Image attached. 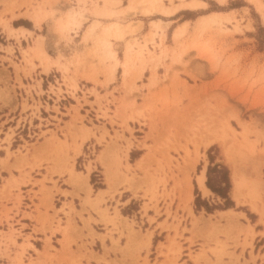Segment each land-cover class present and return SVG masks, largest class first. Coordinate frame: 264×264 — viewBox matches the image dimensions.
I'll return each mask as SVG.
<instances>
[{
	"label": "rangeland",
	"instance_id": "rangeland-1",
	"mask_svg": "<svg viewBox=\"0 0 264 264\" xmlns=\"http://www.w3.org/2000/svg\"><path fill=\"white\" fill-rule=\"evenodd\" d=\"M119 1L108 4L120 11L128 0ZM161 1L172 4V0ZM198 1L205 5L192 8H203L202 14L242 5L248 9L237 15L222 12L202 15L196 21V33L184 37L185 32L178 38L170 36L171 29L166 32L168 22L164 13L149 12L140 32L141 23L121 37H106L115 50V59L107 57L103 49L101 22L88 38L82 34L94 18L116 20L122 29L128 23L135 25L139 21L136 13L143 14L140 9L146 7L145 1L137 4L133 13L118 12L102 17L91 9L103 0H0V104L6 106L0 109V118H5L0 121V153L5 151L0 157V167L9 173L7 178L0 177L4 182L2 189L7 185L9 189L17 188L10 198L20 205L23 197L19 186L27 184L30 199H39L46 209L47 205L53 206L54 189L76 196L82 209L88 206L98 215L97 219L90 213L86 219L80 215L89 229L83 236H90V242L77 244L74 238H68V226L62 228L65 238L61 242L66 250L57 264H81L79 257L71 256L72 242L78 250L84 248L89 255L98 257L97 264H117L115 259H105L108 251L121 254L119 264H184L179 260L182 251L195 264H248L249 261L264 264V252L258 256V262L251 252L249 261L243 258V251L252 246L254 237L249 221L257 220L264 226V0ZM71 6L86 17L77 32L59 28L58 17ZM38 8L44 15L39 25L32 20ZM217 13L214 22L206 18ZM180 14L175 18H182ZM183 14L186 18L194 13ZM157 20L161 22L160 29L151 24ZM5 22L16 29H30L33 25L38 29L10 34L2 25ZM37 41L49 62L31 49ZM171 42L173 46L167 44ZM127 43H133L128 62L123 59ZM143 44L145 47H141ZM160 46L166 47L167 54L158 62L143 58L157 53ZM184 46L186 49L175 58ZM139 48L144 63L136 56ZM49 55L55 59L51 60ZM35 58L47 77L44 99L60 104V107L52 106L58 117L42 118L41 101H35L30 92L34 94V86L26 80L24 84L18 77L19 70L25 71L21 63L33 68ZM73 58H81L82 64L77 70V82L71 83L70 76L76 71L73 68L71 72L68 66ZM31 73L19 74L32 82ZM78 79L85 81L80 84ZM111 81L114 84L109 87ZM39 89L35 96L42 93ZM67 118L69 121H65ZM19 129L22 136L17 135ZM212 137L214 141L205 146ZM225 146L232 150L229 153L242 179L240 200L232 195L231 167L224 154ZM215 164L228 170V197L232 201L228 208L224 207L222 197L208 187L204 194L197 183L199 173L205 169L206 175L208 166ZM63 175L67 178L60 184L56 178ZM220 176L221 172L212 171L213 183H221ZM65 183L73 191H61L60 185ZM195 188L202 201L216 207L209 212L204 207L197 209ZM127 198L131 200L121 209L124 214L121 215L117 206L121 199ZM110 202H114L113 207ZM67 205L74 209L72 201ZM135 211L138 217L131 215ZM3 216L10 219L5 212ZM239 219L248 222L243 225ZM71 221L74 229H80ZM89 221L102 223L103 228L97 230L105 232L92 230ZM221 221L226 224H220ZM153 222L160 232L165 231V237L154 235L151 245L153 231L149 226ZM230 223H236L239 228ZM95 237L100 240L97 245L93 244ZM107 238L109 247L105 244ZM121 238L125 240L123 245ZM162 239H166L165 243L159 242ZM11 240L17 245L15 238ZM45 244L43 253L53 257L48 252L55 249L50 237H46ZM90 244L95 251L86 248ZM261 244L262 241L257 242L255 250ZM20 246V251L13 255L17 264H22L25 247L31 244ZM237 248L240 254L235 253ZM7 250L3 255L10 257ZM97 250L102 253L98 255ZM159 256L163 258L160 261Z\"/></svg>",
	"mask_w": 264,
	"mask_h": 264
},
{
	"label": "crops",
	"instance_id": "crops-1",
	"mask_svg": "<svg viewBox=\"0 0 264 264\" xmlns=\"http://www.w3.org/2000/svg\"><path fill=\"white\" fill-rule=\"evenodd\" d=\"M193 0H172V4L170 6V4H166L167 6H170L171 8H173V6H176L174 8H176L171 14L166 15V21L168 22V27L166 29V32H168V29L170 30V36L171 34L173 35L174 31L178 28V27H182L184 25V37L187 36L188 34H194L196 33L197 29H195L196 26V21L198 20V18H200L202 15L211 13V12H222V13H233V14H241V12H243V9L246 8L248 9L247 5H242L240 7H235V8H230L228 10H220V11H211L205 14L200 13V10L203 8H192L189 6H186L185 4L191 2ZM184 5H183V4ZM207 3V2H206ZM185 6V7H183ZM205 8V7H204ZM183 12L186 13H194L191 16H188L186 18H183L184 14ZM181 13V14H180ZM145 14V15H143ZM141 14L140 12L136 13V19H139V21L141 22V28L138 32H140L144 25H145V17H148L149 13H143ZM178 14H180V16H182V18H175ZM134 19V20H136ZM147 19V18H146ZM92 21V20H91ZM90 21V23H91ZM89 23V24H90ZM82 24V23H81ZM186 24V25H185ZM81 26V25H80ZM89 26V25H88ZM15 30H23V31H29V32H33L35 29H38L35 25H33V28H24V27H18L19 29H16V27H13ZM23 28V29H22ZM187 30V31H186ZM182 34V35H183ZM80 36V34H79ZM172 41V40H171ZM169 46H173L174 42L172 43H167ZM51 60H54L55 57L54 56H50ZM38 60L32 59V62L34 64V67L31 68L30 64H23L21 63V66L25 68V71L23 70H19L18 72V77L21 78V81L24 83V80H26V82L28 84L33 85L34 87V94L35 92H38V88H40L39 90H41V94H37L36 96L33 94V92L30 90V92L32 93L33 98L35 99V101L39 100L41 101V108L39 109V112L44 115V117L42 116V118H47L50 116H57L55 110L52 108L53 105H56L58 107H60V104L57 102L51 104L50 102H47L44 99V94L45 92L48 91V89L44 88V80H47V77L44 76L45 73L42 72V66L39 64ZM60 62H62L60 60ZM82 64V59H72V64L69 67V70L71 72H73V68H75L76 73L72 74L71 77V83L76 81V74H77V70H80V66ZM50 67H54L53 65H51ZM119 67L118 66L116 71H119ZM33 71V72H32ZM20 72H22L24 75H29L31 72V79L33 80L32 82L29 81L28 77L26 76H22L21 74H19ZM42 72V73H41ZM115 79L117 77V74L115 72ZM121 79V77H120ZM36 81V82H34ZM83 81L85 80H79L78 79V83L83 84ZM38 82V83H37ZM77 82V81H76ZM77 83V85H78ZM25 84V83H24ZM114 84V81L109 82L108 86L110 87L111 85ZM22 93V92H20ZM48 96V95H47ZM50 97V95H49ZM51 98L53 100H55L52 96ZM29 104V101L27 102ZM45 104L48 105L49 109L45 108ZM6 107L3 104H0V109ZM67 108V106H66ZM19 109V106H18ZM60 111V110H59ZM29 110H26V115L28 114ZM45 113L47 114V116L45 115ZM60 113L66 114L65 111H60ZM3 114H6V112H4ZM58 117V116H57ZM0 121L3 122L5 121V118H0ZM50 121V120H49ZM65 121H69V118H67ZM0 122V123H1ZM50 123H52V121H50ZM105 123V122H102ZM87 125V124H86ZM94 125H96L94 123ZM90 126V125H88ZM106 128L108 129L109 133L112 134L110 132V128L107 126L106 124ZM53 129V128H52ZM111 129H114L111 128ZM19 129L17 131V135H19L20 133ZM21 135V134H20ZM22 136V135H21ZM68 135L66 136L67 142L71 141L67 138ZM70 137V136H69ZM62 139V138H61ZM20 144V143H19ZM12 145V144H11ZM13 150V149H12ZM3 151V150H2ZM1 152V150H0ZM5 153V151H3L2 153H0V157L3 156ZM12 158L9 161L10 163L12 162ZM11 171L13 172V169H11ZM201 170H199L200 172ZM13 174L15 176H17V172H13ZM202 175L203 176V186L206 188L207 190V186L205 184V179H206V175H205V169L204 172L202 171V173L198 176ZM9 173L7 172L6 169H2L0 167V177H8ZM55 177H57V175H54ZM197 176V174H196ZM67 178V175H63L62 178H56L59 179L58 183L62 184L61 181H64ZM89 179V176H88ZM3 181L2 179H0V264H17L16 261L17 259H14V254L17 251H20L21 246L20 244L22 243H26L29 242L31 244V246H26L25 247V254L22 258V264H57L59 258L65 253L64 251L66 250V248H63L62 246V240L65 238V235L62 232V228L68 226V238H74L76 240V243L79 244V241H87L90 242V236H86L84 237L83 235H87L89 233V229L84 226V222L83 220L80 218V215H82L83 218H88V213H90V215L97 219L98 215H96L93 210H90L88 206L84 207V209H82V207L79 205L80 201L77 199L76 196H71L70 194H63L61 192H55L54 189L52 190L53 193H55L54 195V200H53V206L47 205L49 208L46 209V207L44 205L41 204L39 199L33 198L30 199L31 195H28L27 191L30 189V186L27 184H22L20 187V191L22 193V197L23 199L21 200V204L17 205V200L16 202L13 200L14 198H10L12 196H14V194H16V190L17 188L13 187L11 189H9V185H7V187L5 189H2V185H3ZM11 184V182H10ZM104 188V187H101ZM34 190H37L36 188H34ZM60 190L63 191H73V187L67 183H65L64 185H60ZM92 190L94 191V189L92 188ZM209 190V188H208ZM95 192V191H94ZM93 192V194H94ZM83 195V194H81ZM5 197H9V200H5ZM17 199V196L15 197ZM117 198V196H116ZM115 198V199H116ZM128 200V201H127ZM131 200V199H130ZM130 200L127 198L125 200L121 199L120 205L117 206L119 213L121 215H124L121 212V209L124 208L126 205H128V203L130 202ZM70 201H72L73 205H74V209H70L69 205H67ZM65 203V204H64ZM112 207L114 206V202H110V204ZM138 211V210H137ZM221 211H225V210H221ZM5 212V214H8V216L10 217L9 220H6L5 217L3 216V213ZM112 213V210H111ZM134 217H138L135 211V214H131ZM128 217V216H127ZM74 220L76 225L80 228V229H74L75 226L73 225L71 220ZM239 221L243 224L246 225L245 221H242L239 219ZM70 222V223H69ZM160 222V221H158ZM69 223V224H68ZM156 222H153L149 227V229H152L153 233L150 237V244L152 245V237L154 235H162L165 237V231L160 232L159 228L156 227L155 225ZM220 224L224 225L226 224V222L221 221ZM233 224V227L239 228V226L236 223H230ZM253 231H254V237L252 240V246H247L245 248V250L243 251V258L246 260H250V252L252 253V255L256 256V262L260 261L259 257L263 252H264V226L262 225V223L258 222L257 220L255 221H249L248 223ZM89 225L91 226L92 230H94L97 233H104L105 231H98L97 228H103L101 226H103L102 223L98 222L95 223L94 221H89ZM57 227H59L60 229L57 230ZM12 230H15L16 232H12ZM53 230V231H52ZM19 233V234H17ZM46 237H50V240L52 242V245L54 246V250L53 249H49V253L53 254V257H48L47 255H45L43 253V249L45 247V240ZM114 238L117 237V234L113 235ZM12 238H15L16 240V244L14 246V243L12 242ZM28 239V241L26 240ZM121 241V245H123L124 243V238L120 239ZM166 239H162L159 240V242L165 243ZM259 241H262L263 244H261V248L258 250H255V244ZM98 243H100V240L98 238H93V244L97 245ZM105 244L106 246H110V240L107 238L105 240ZM156 247V245H155ZM183 247L185 248L186 246L183 245ZM7 251H10L9 256L10 257H6L3 255V251L5 249H8ZM87 249L92 248V245L90 244L89 246H86ZM71 249L73 250V253H71V256L73 257H79L81 264H97V259L98 257L95 256H91L89 255L84 248H80L79 250L77 249V246L74 242L71 243ZM93 251L94 248H92ZM36 250L38 252H40L39 254L36 252ZM5 252V251H4ZM240 248L236 249V254H240ZM102 251L100 252L99 250H97V254H101ZM80 254V255H79ZM186 251H182L181 255L179 257L180 261H184V264H195L194 262L190 261V258L187 256ZM89 257V260H87L86 257ZM208 256L210 257L211 260H213V257H211L209 254ZM121 258V254L119 252H113V251H108V254L106 256V260H116V263L119 264V260ZM158 261L162 260V257H157ZM240 261H242V258H239ZM79 259H77L78 261ZM202 262V261H201ZM59 264H66L65 262H61ZM101 264V263H100ZM248 264H252V261H249Z\"/></svg>",
	"mask_w": 264,
	"mask_h": 264
},
{
	"label": "bare ground",
	"instance_id": "bare-ground-1",
	"mask_svg": "<svg viewBox=\"0 0 264 264\" xmlns=\"http://www.w3.org/2000/svg\"><path fill=\"white\" fill-rule=\"evenodd\" d=\"M144 2V4L146 3V7H143L141 10V12L143 13H149V12H152V11H159L160 13H164L165 15H169L171 14L175 8H171L170 6H167L165 3H163L161 0H128V2L123 6L124 8H122L120 11H117L115 9H112L110 7V5L108 3H112V4H118L120 1L119 0H103V3L102 4H97V5H94L91 9V12L95 15H99V16H102V17H110L118 12H122L124 15L125 14H128L130 12H132L133 10L136 9L137 7V4H139L141 2L140 5H142V2ZM183 4V3H182ZM184 5V4H183ZM191 6V7H197V6H204L205 3L202 2V1H198V0H194V2L192 3H188L186 4V6ZM37 6V5H36ZM72 7V6H71ZM141 7V6H140ZM185 7V6H183ZM258 7V6H257ZM139 8V7H138ZM134 12V11H133ZM132 12V13H133ZM32 15V14H31ZM216 16H218V13L217 14H211L209 16H206L207 19H210L211 20L213 19V22L215 21L214 18H216ZM44 17V15L41 13V10H35L34 11V14L32 16V20L37 24L39 25L42 18ZM223 18V17H222ZM86 19V17L82 14L81 11L79 10H76L74 7L72 8H69L67 9L63 16L61 18L58 17V20H59V28L61 27L62 29H66L67 30H72L73 32H77V30L80 28V25L81 23L83 22V20ZM210 20V22H211ZM203 21V20H202ZM56 22V21H55ZM100 22L102 23V28H101V34L100 36L102 37V46H104V50H106L107 52V57H111V58H115V50L112 48L111 46V41L108 40L106 37L107 36H110V35H115L116 38L117 37H121L123 35L124 32H127V31H134L135 29H137V27L140 26L139 21H137L135 23V25L133 23H128L126 25V27H124L122 29L120 23L116 20H109V21H101L100 19H97V18H94L91 23L89 24V26L86 28V30L84 31V34L83 37L84 38H88L89 35H91L93 33V30L94 28L98 27L100 24ZM151 24L156 27V28H162L161 26V22H151ZM2 25L8 30V32L10 34H12L14 31H18V30H15L13 27H10L9 25H7V23L5 22L4 24L2 23ZM186 25V24H185ZM123 26V25H122ZM184 25L182 27H178L174 33H173V37L174 38H178L179 36L182 35V33L184 32ZM23 32V30H22ZM15 33V32H14ZM29 33V32H28ZM99 37V36H98ZM162 37V36H161ZM40 40V39H39ZM36 41V40H35ZM135 41V40H134ZM136 43V42H135ZM136 45V44H134ZM196 45V44H195ZM132 46H133V43H127L125 44V48H124V58L125 61L129 60V56L131 55L132 53ZM141 46V45H140ZM139 46V47H140ZM190 46V45H189ZM192 46V45H191ZM194 46V45H193ZM32 47V46H31ZM141 47H145V44H143ZM195 47V46H194ZM197 47V46H196ZM182 50L180 52H178V54L175 55V58L186 49V47H180ZM30 49V48H28ZM31 49H33L35 52L36 55H38L40 58H44V60L48 61L49 58L48 56L46 55V53L43 51L41 45H40V42L37 41L35 46H33ZM30 49V50H31ZM102 49V50H103ZM32 50V51H33ZM103 50V51H104ZM142 49L139 48L136 56L138 58V60H140L142 63L145 62L146 59H149V60H155V61H159L161 58H163L166 54H167V50H166V47L164 46H160L159 47V51L157 53H155L154 55H150L148 57H143L144 59L142 60V56H139L141 55V51ZM25 51V50H24ZM26 52V51H25ZM104 53V52H103ZM105 54V53H104ZM173 54V53H171ZM106 55V54H105ZM149 55V54H147ZM132 58V57H130ZM116 59V58H115ZM135 59V58H134ZM57 60V59H56ZM42 61V60H41ZM51 61V60H50ZM114 61V60H113ZM144 61V62H143ZM49 62V61H48ZM122 62V61H121ZM128 62V61H127ZM152 62V61H151ZM57 63V62H56ZM117 63V61H115V64ZM46 64V63H45ZM55 64V63H54ZM48 65V64H47ZM59 65V64H58ZM126 65V62L125 64ZM45 66V65H44ZM62 66V65H61ZM116 66V65H115ZM114 67V65H113ZM47 69V67H45ZM125 68V67H124ZM64 70H66V66L64 67ZM124 70V69H123ZM113 72V71H112ZM126 73V72H125ZM224 126V125H223ZM226 125L223 127L225 128ZM216 138V136H215ZM224 138V137H223ZM211 141H214V138L212 137V139H209L207 142H206V145L207 146ZM230 149H227L226 146L224 147V154L226 156V158L228 159V162L230 163V167H231V181H232V185H233V188H232V195L233 197L236 199V200H240V195H241V187H242V179L238 173V168H237V165L233 162L232 160V157H231V151H229ZM235 150V149H234ZM236 156V155H235ZM234 158V157H233ZM203 176L200 175V176H197V183L199 185V187L202 189L203 193L206 194L208 192V190H206V188L203 186ZM190 198H191V195H190Z\"/></svg>",
	"mask_w": 264,
	"mask_h": 264
},
{
	"label": "trees",
	"instance_id": "trees-1",
	"mask_svg": "<svg viewBox=\"0 0 264 264\" xmlns=\"http://www.w3.org/2000/svg\"><path fill=\"white\" fill-rule=\"evenodd\" d=\"M216 170L221 172V176H220V182L221 183H219L218 185L213 183V178L211 177V172L216 171ZM206 177H207L206 182H205L206 186L224 199V207L225 208L230 207V205L232 204V201L228 197V190L230 188V181H229V177H228V170L226 169V167H224L223 165H220V164H215L212 167L208 166V168L206 170ZM194 191H195V195H196L195 199H194V203H195V207L197 209H199L200 207H204L205 210L209 212L216 207L215 205L209 206L206 201H202L200 199V195H199L196 188Z\"/></svg>",
	"mask_w": 264,
	"mask_h": 264
}]
</instances>
